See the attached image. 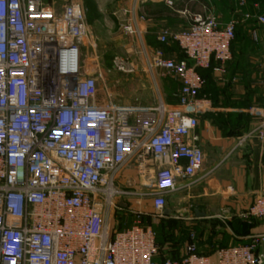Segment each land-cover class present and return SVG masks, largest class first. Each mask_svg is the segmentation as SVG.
<instances>
[{
  "label": "built area",
  "instance_id": "1",
  "mask_svg": "<svg viewBox=\"0 0 264 264\" xmlns=\"http://www.w3.org/2000/svg\"><path fill=\"white\" fill-rule=\"evenodd\" d=\"M161 1L172 8L175 0ZM244 4L237 0L234 13L254 17L264 29V14L244 13ZM86 11L77 0L58 7L54 0H0V264H261L256 250L264 235L211 255L197 253L191 235L181 257L158 260L156 232L142 213L128 210L134 218L122 229L107 218L133 194L115 185L130 159L156 165L148 194L157 217L177 180L201 170L203 152L188 139L214 105L201 95L200 70L226 74L236 17L222 22L211 9L177 10L188 15V26L162 28L159 47L139 51L152 81L160 72L178 83L176 103L157 95L149 106H122L100 99L99 64L88 71L82 61L90 35ZM144 19L131 11L122 29L139 36ZM251 35L256 41L255 30ZM168 43L181 56L165 55ZM113 67L134 71L119 58ZM251 137L264 144V119L239 135L235 147ZM243 215L264 219V195Z\"/></svg>",
  "mask_w": 264,
  "mask_h": 264
},
{
  "label": "crops",
  "instance_id": "2",
  "mask_svg": "<svg viewBox=\"0 0 264 264\" xmlns=\"http://www.w3.org/2000/svg\"><path fill=\"white\" fill-rule=\"evenodd\" d=\"M217 2L216 12L219 13L209 4L210 9L222 22L234 15L238 21L237 35L232 42V58L227 63L226 74L206 73L208 84L205 93L212 100L214 112L200 119L188 139L203 152L201 170L190 180H177L176 189L165 196V205L159 217L154 215L152 197L148 194L155 189L153 171L156 165L152 161L141 162L132 158L121 167L115 178L118 188L133 192L119 200L126 216L130 215L128 210L136 211L143 214L145 224L157 220L166 230H171V223H175L177 228L189 229L184 239H180L181 233L179 236L169 233L165 241L157 243L159 260L181 257L191 235L197 253L203 255H211L221 247L248 243L254 235H264V219L243 215L257 197L264 195V144L251 137L240 147H235L239 135L264 119V29L254 17L243 19L242 14L234 13L238 8L237 0ZM200 3L197 12L206 10L205 4ZM162 4L165 5L161 0H126L124 4L110 9L111 17L122 22L120 31L124 38L140 43L136 46L132 42L131 49L139 52L142 48L150 50L159 47L156 36L167 27L166 13L161 11ZM157 5L160 6L159 11L156 10ZM241 10L251 16L258 15L256 13L264 12V0H245ZM131 11L145 17L137 23L139 36L122 29ZM168 28L178 30L185 27ZM253 30L257 34L256 41L251 35ZM169 45L174 48H168ZM162 49L167 56H180L175 43L163 45ZM132 65L135 74L143 71V68L136 69L143 67L142 63ZM146 77L152 86L158 85L157 78L152 81L149 75ZM99 97L102 101L109 99L114 102L109 91L105 94L99 89ZM159 97L163 100L160 94ZM169 102L173 105L176 99ZM195 178L199 179L194 181ZM166 209L168 214L163 213ZM256 252L261 257V264H264V241L260 242Z\"/></svg>",
  "mask_w": 264,
  "mask_h": 264
},
{
  "label": "rangeland",
  "instance_id": "3",
  "mask_svg": "<svg viewBox=\"0 0 264 264\" xmlns=\"http://www.w3.org/2000/svg\"><path fill=\"white\" fill-rule=\"evenodd\" d=\"M65 0H54L57 7ZM84 4L86 11V19L88 24V30L90 35L86 40L85 46L83 47L82 61L87 70L95 68V64H99V70L103 74V79L99 81V89L105 94L109 91V96L112 98L114 103L122 106H135L137 104L151 105L155 103L156 96L159 94L162 96L165 103H172L169 101H175L176 93L178 90V84L167 75L158 73L157 75V86H152L148 81V73L144 71H135L129 73H123L113 67L114 59H123L129 64H143L142 55L140 52L131 49L133 43L139 46L140 43L136 40H129L124 38L120 31L121 21L114 20L111 16L110 9L117 5L124 4L126 0H77ZM215 12L218 8L217 0L207 1ZM203 4V3H200ZM160 6L157 5V11ZM200 8L199 3L192 2L187 6V12L195 13ZM220 8V7H219ZM162 13H166V25L167 27H187L188 26V15L178 14L172 9L183 10V8L177 3V0L173 2V7L161 5ZM166 9V11H164ZM217 14L219 12H216ZM222 14V12H221ZM258 15L264 14V12L256 13ZM257 16V15H256ZM187 23V24H186ZM237 35V30L235 29ZM236 38V37H235ZM133 42V43H132ZM173 48L172 46H167ZM130 49V50H129ZM143 68L142 66L136 67V69ZM162 87H161V86ZM109 225L113 229H122L131 225L133 216L130 214L126 216L123 211L111 210L108 214ZM150 225L155 226L157 233L160 235V239L166 238L167 234L171 233L174 236L180 234V239H184L189 233V229L176 227L175 223H171L170 229L166 230L165 227L161 226L159 221H151ZM154 228V229H155ZM168 231V233H167ZM180 231V232H179ZM170 234V235H171ZM175 239V238H174Z\"/></svg>",
  "mask_w": 264,
  "mask_h": 264
},
{
  "label": "trees",
  "instance_id": "4",
  "mask_svg": "<svg viewBox=\"0 0 264 264\" xmlns=\"http://www.w3.org/2000/svg\"><path fill=\"white\" fill-rule=\"evenodd\" d=\"M192 2H195V3H199V2H201V3H203V4H205V9L206 10H208V9H210V6H209V3L207 2V0H177V3L183 8V10H187V6H188V4H190V3H192ZM174 12H176L178 9H172ZM188 11V10H187ZM197 12V11H196ZM177 13V12H176ZM247 24L249 25V22H247ZM174 48V47H173ZM181 56V55H180ZM211 70H209V69H207V70H200V73H201V75L205 78V80H206V84H205V87H204V89H203V91L201 92V95H206V96H209L207 93H205V89H206V87H207V84H208V77H207V75H206V73H208V72H210ZM211 96H214L213 94H210ZM216 96V95H215ZM162 226V225H161ZM155 228V226H153V229ZM155 230V232H156V241H157V243H161V242H163V241H165V239L167 238H164V236H163V238H161L160 239V235L157 233V230L158 229H154ZM159 255V254H158ZM159 257V256H158ZM157 257V258H158ZM159 260V259H158Z\"/></svg>",
  "mask_w": 264,
  "mask_h": 264
},
{
  "label": "water",
  "instance_id": "5",
  "mask_svg": "<svg viewBox=\"0 0 264 264\" xmlns=\"http://www.w3.org/2000/svg\"><path fill=\"white\" fill-rule=\"evenodd\" d=\"M163 213H164V214H168V213H169V210L166 209V210L163 211Z\"/></svg>",
  "mask_w": 264,
  "mask_h": 264
}]
</instances>
